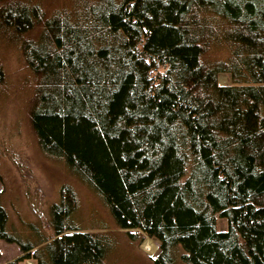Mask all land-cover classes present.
Wrapping results in <instances>:
<instances>
[{"label":"trees","instance_id":"1","mask_svg":"<svg viewBox=\"0 0 264 264\" xmlns=\"http://www.w3.org/2000/svg\"><path fill=\"white\" fill-rule=\"evenodd\" d=\"M46 13L0 0V47L31 73L38 155L150 255L156 240L152 264H264V0H62ZM5 82L0 59V98ZM67 190L51 235L8 264H104L111 234L69 224ZM7 221L0 205V239L18 242Z\"/></svg>","mask_w":264,"mask_h":264},{"label":"rangeland","instance_id":"2","mask_svg":"<svg viewBox=\"0 0 264 264\" xmlns=\"http://www.w3.org/2000/svg\"><path fill=\"white\" fill-rule=\"evenodd\" d=\"M60 2L62 0H42L46 15L58 8ZM0 59L6 75L0 98V191L4 192L0 205L8 214V233L18 240L10 243L0 239V264H8L20 257L21 244L51 235L49 208L60 201L62 188L73 191L77 200L68 218L69 224L111 234L114 247L104 264H152L151 258L159 252L156 240L150 239L156 248L150 255L142 249L146 237L138 243L125 231L114 227L103 200L91 187L71 175L61 162H48L38 155L25 114L31 73L14 46L3 44ZM217 82L229 84V79L219 75ZM216 225L218 230L226 228L225 220L221 218L216 219ZM19 264L34 263L24 260ZM174 264L182 263L176 257Z\"/></svg>","mask_w":264,"mask_h":264},{"label":"bare ground","instance_id":"3","mask_svg":"<svg viewBox=\"0 0 264 264\" xmlns=\"http://www.w3.org/2000/svg\"><path fill=\"white\" fill-rule=\"evenodd\" d=\"M220 81H221V77H220Z\"/></svg>","mask_w":264,"mask_h":264}]
</instances>
